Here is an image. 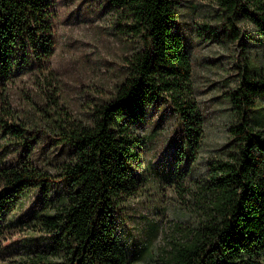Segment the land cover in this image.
Returning <instances> with one entry per match:
<instances>
[{"label":"trees","instance_id":"trees-1","mask_svg":"<svg viewBox=\"0 0 264 264\" xmlns=\"http://www.w3.org/2000/svg\"><path fill=\"white\" fill-rule=\"evenodd\" d=\"M105 2L120 35L133 36L137 47L114 88L77 116L53 97L28 103L31 110L15 105L10 86L27 75L41 93L58 90L50 70L55 11L53 0H0V252L22 201L48 194L52 185L62 190L31 215L39 234L26 242L24 257L8 264H131L119 227L144 191V155L159 136L138 135L146 110L171 111L182 154L193 158L202 150L203 115L190 58L172 26L174 0ZM215 3L228 23L245 13L264 36V0ZM241 77L228 100V140L187 193V227L161 264H264V72L246 63Z\"/></svg>","mask_w":264,"mask_h":264},{"label":"rangeland","instance_id":"rangeland-1","mask_svg":"<svg viewBox=\"0 0 264 264\" xmlns=\"http://www.w3.org/2000/svg\"><path fill=\"white\" fill-rule=\"evenodd\" d=\"M174 2L177 17L172 26L182 36L192 64L204 138L202 150L187 157L179 149L180 129L171 111L160 114L151 108L142 114L144 127L138 129V135L153 130L159 136L151 139L144 155V191L124 211L126 217L119 227L131 264H161L165 250L181 238L192 209L187 193L228 140V128L234 123L228 100L241 87L242 69L250 63L264 72V36L243 17L245 13L228 23L215 0ZM53 9L55 51L50 70L57 77L58 90L45 87L42 95L36 86L39 81L27 75L10 86L14 102L22 110H31L28 103L41 105L46 97H53L61 108L84 115L93 107V100L114 88L125 57L137 47L135 39L120 35L105 0H53ZM61 192L59 186L52 185L48 194L31 193L12 212L0 264L26 255V242L39 234L31 215L40 214L41 203L52 202Z\"/></svg>","mask_w":264,"mask_h":264}]
</instances>
